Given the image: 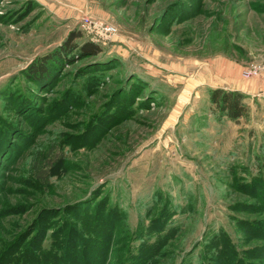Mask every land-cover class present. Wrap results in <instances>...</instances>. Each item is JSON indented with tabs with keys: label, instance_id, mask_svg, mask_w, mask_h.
Wrapping results in <instances>:
<instances>
[{
	"label": "rangeland",
	"instance_id": "obj_1",
	"mask_svg": "<svg viewBox=\"0 0 264 264\" xmlns=\"http://www.w3.org/2000/svg\"><path fill=\"white\" fill-rule=\"evenodd\" d=\"M223 59L264 67V0H0V264L107 208L101 264L127 230L135 250L167 233L158 264H264V99L223 116L198 85Z\"/></svg>",
	"mask_w": 264,
	"mask_h": 264
},
{
	"label": "trees",
	"instance_id": "obj_2",
	"mask_svg": "<svg viewBox=\"0 0 264 264\" xmlns=\"http://www.w3.org/2000/svg\"><path fill=\"white\" fill-rule=\"evenodd\" d=\"M74 49L79 51L81 57L86 58L97 57L102 53V48L93 42H85L81 46H78L68 41L67 44L60 48V56L63 55V52L69 54ZM50 60L49 56H45L35 61L30 68L31 75L35 77L34 79L41 82H46L49 79L50 75L47 65H49ZM245 97V94L237 90L212 88L209 91V101L223 116L232 120L248 115L249 109L244 101ZM75 211L77 210L75 209ZM101 213L107 215L104 216ZM75 214L78 215L77 219L81 218L79 220L82 229L79 233L74 229H71L70 233H65L61 229L56 234L52 235L51 242L46 249L41 251L39 246H34L37 250V254L35 252L26 257L23 256L14 259L12 264H101L104 258L103 253L106 251L107 247L110 248L109 241L105 240L103 237L109 231V223L104 225L105 219L107 218V220L117 224L119 221L123 220L122 216L118 211L112 208H107L105 210L97 209L93 214H91L89 210H86L83 215H81V213ZM93 216L95 222L92 224L87 223V219H83L85 217L91 219ZM159 227L161 226L158 225L156 228ZM161 231H163V229H161L160 232ZM166 234L165 232H161L151 244L145 246V243H141L138 249L135 250L136 248L133 246L135 242L132 238L133 234L127 230L124 235L125 241L122 244L126 254L124 256L121 255L120 264H158L156 258L161 256L160 250L167 246V240L170 238L167 237ZM43 237L44 235L41 236V238ZM76 238L81 240L83 244L75 246ZM87 258L92 259L91 263L86 262Z\"/></svg>",
	"mask_w": 264,
	"mask_h": 264
},
{
	"label": "crops",
	"instance_id": "obj_3",
	"mask_svg": "<svg viewBox=\"0 0 264 264\" xmlns=\"http://www.w3.org/2000/svg\"><path fill=\"white\" fill-rule=\"evenodd\" d=\"M242 68L240 64L220 60L219 63L207 66L202 77L203 82L198 85L237 90L247 97L264 99V81L244 80L241 75Z\"/></svg>",
	"mask_w": 264,
	"mask_h": 264
},
{
	"label": "built area",
	"instance_id": "obj_4",
	"mask_svg": "<svg viewBox=\"0 0 264 264\" xmlns=\"http://www.w3.org/2000/svg\"><path fill=\"white\" fill-rule=\"evenodd\" d=\"M87 26L90 28V27H93L95 29H99L100 31L104 32V34L106 35H114L116 33V29L112 26H109V25H102V24H95L93 22H89V20H87ZM264 72V67H254V68H251V69H246L243 71L242 73V77L248 79V78H253V77H258L259 74L263 73Z\"/></svg>",
	"mask_w": 264,
	"mask_h": 264
}]
</instances>
